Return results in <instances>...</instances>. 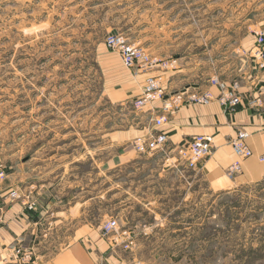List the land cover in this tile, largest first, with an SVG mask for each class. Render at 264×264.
<instances>
[{
    "label": "rangeland",
    "instance_id": "374dc122",
    "mask_svg": "<svg viewBox=\"0 0 264 264\" xmlns=\"http://www.w3.org/2000/svg\"><path fill=\"white\" fill-rule=\"evenodd\" d=\"M263 25L264 0H0V179L19 172L21 199L34 187L50 217L66 211L62 238L116 219L122 264H264V178L218 190L167 147L135 149L162 129L161 100L135 105L148 77H220ZM113 31L176 64L129 69Z\"/></svg>",
    "mask_w": 264,
    "mask_h": 264
},
{
    "label": "crops",
    "instance_id": "0c3cea01",
    "mask_svg": "<svg viewBox=\"0 0 264 264\" xmlns=\"http://www.w3.org/2000/svg\"><path fill=\"white\" fill-rule=\"evenodd\" d=\"M255 37L254 34L247 35L235 49L241 53L243 45L247 51H252L250 56H239L236 66L219 74L229 82L240 81L243 103L235 112L228 113L219 101L206 105L192 104L172 115L162 128L169 137L166 145L167 161L174 168L185 162L179 154L184 143L199 134L211 136L214 145L212 155L193 170L203 175L218 190L264 178V66L259 64L264 59L256 53ZM158 72L163 76L169 93L190 85L201 89L211 88L215 94L218 93L216 87L210 86V79L201 83L184 69ZM186 73L187 76H181ZM239 130L248 132L246 142L253 151V155L248 158L239 157L232 146V138ZM124 133L115 134L121 136ZM128 137L124 135L123 139ZM235 161L240 162L241 171L230 178L226 171ZM7 172L5 179H0V264H100L103 259L110 264H122L117 249L126 233L104 235L103 232L90 231L91 239L84 240L83 230H77L62 238L65 232L61 231L58 223L64 221L58 218L62 214L66 217L70 215L57 210L50 217L49 210L39 200V191L34 187L29 190L28 199H21L20 187L26 179L19 172ZM30 202H34L33 208L29 207ZM75 209V205L69 208L70 212ZM53 216L56 218L55 225L51 221ZM152 231L147 228L140 232L150 235ZM127 244L129 246L132 242ZM16 249L21 254H17Z\"/></svg>",
    "mask_w": 264,
    "mask_h": 264
},
{
    "label": "built area",
    "instance_id": "2783aa9c",
    "mask_svg": "<svg viewBox=\"0 0 264 264\" xmlns=\"http://www.w3.org/2000/svg\"><path fill=\"white\" fill-rule=\"evenodd\" d=\"M106 43L112 49L117 50L129 69H137V71H148L152 68H167L169 64H176V60L167 62L152 56L142 47L135 43L127 41L125 35L121 32L113 31L106 36ZM256 53L264 59V32L258 33L256 39ZM264 66V61L259 63ZM210 86L216 87L218 93L215 94L211 88H197L195 86H187L181 90L168 92L163 85L161 76H150L146 79L143 95L135 100L138 108L144 107L146 104L154 101H162V114L155 119V125L163 128L169 121L170 117L180 111L182 108L192 104H209L213 101H219L228 113H233L243 103V95L240 92V81L233 80L231 82L214 76L210 79ZM248 132L239 130L237 135L232 138V146L235 153L242 158H248L253 155L252 149L246 142ZM168 134L162 129L152 137H139L135 140V149L139 153L147 151L163 150L168 143ZM214 145L211 136L199 134L194 136L189 142L184 143L180 149V155L185 160L187 167L196 169L198 164L209 158L213 153ZM241 171L239 161L233 162L226 171L230 178H234ZM4 177V173L0 174ZM16 195V192H13ZM30 208L34 207V202L28 203ZM119 223L116 219H110L104 225V235H109L118 231ZM126 233V232H124ZM17 254H21L16 249ZM25 257L27 255H24Z\"/></svg>",
    "mask_w": 264,
    "mask_h": 264
}]
</instances>
